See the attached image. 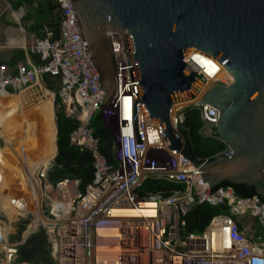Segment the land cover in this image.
<instances>
[{"label": "built area", "instance_id": "obj_1", "mask_svg": "<svg viewBox=\"0 0 264 264\" xmlns=\"http://www.w3.org/2000/svg\"><path fill=\"white\" fill-rule=\"evenodd\" d=\"M52 1L61 15L59 37L53 39L48 33L31 46L40 64L28 59L13 72L0 67V94H19L39 84L45 73L60 77L67 116L80 119L71 142L91 152L97 177L83 190L78 179L68 177L51 184L47 179L50 161L32 172L29 161L34 159L21 144L23 191L18 209L23 216L18 215L25 218L29 231L21 239L44 230L56 264H264V242L253 241L242 230L247 219L258 220L264 227V197H240L230 186H210L192 161L168 146L158 120L140 103L128 32L124 37L134 80L118 34L109 32L114 92L108 96L74 22L70 0ZM181 106V102H172L170 108L175 131L182 133L185 110L195 107L200 110L204 131L213 135L218 108L204 103L179 110ZM97 111L113 134L116 165L101 154L90 127ZM31 154L40 155L36 149ZM149 178L179 187L168 194H141L138 189ZM204 203L226 205L228 213L214 215L202 232H186V214L194 205ZM23 240H6L2 252L5 264L16 261L17 246Z\"/></svg>", "mask_w": 264, "mask_h": 264}, {"label": "water", "instance_id": "obj_2", "mask_svg": "<svg viewBox=\"0 0 264 264\" xmlns=\"http://www.w3.org/2000/svg\"><path fill=\"white\" fill-rule=\"evenodd\" d=\"M70 6L108 96L114 92L109 32L118 34L134 80L128 32L140 103L158 120L168 146L192 161L210 186L246 184L264 197V0H70ZM41 87L43 77L19 95L33 92L36 102ZM172 102L182 103L179 110L204 103L218 108L214 132L231 153L196 158L171 126ZM56 154L57 146L53 160Z\"/></svg>", "mask_w": 264, "mask_h": 264}, {"label": "trees", "instance_id": "obj_3", "mask_svg": "<svg viewBox=\"0 0 264 264\" xmlns=\"http://www.w3.org/2000/svg\"><path fill=\"white\" fill-rule=\"evenodd\" d=\"M37 6L32 14L28 17H35V23L30 30L37 38H43L48 35L44 26L48 28L53 39L59 37V23L61 15L56 4L52 0H36ZM31 55L34 64H40L39 56ZM26 53L22 49H17L9 61L10 64L16 65L19 61H25ZM43 81L47 89L55 93V121L57 125V154L53 164L47 172V179L51 184H56L63 178L78 179L81 190L96 181L97 172L94 166V160L91 152L81 147L78 143L71 142V133L77 128L80 119L67 116V109L62 103L60 95L61 78L52 76L49 73L43 75ZM184 123L182 133L187 139L191 151L196 158L201 160L211 159L215 155L227 150L226 144L217 138L213 129V135L205 134L203 121L200 110L195 107L187 108L184 113ZM90 127L94 135L99 140V150L107 162L112 165L117 164L115 156V140L111 130L103 121L101 111H97L91 119ZM48 163V162H47ZM219 185L230 186L236 195L240 197H252L257 195L261 197L255 187L246 184H232L229 181H223ZM179 185L161 179L149 178L145 180L138 191L141 194L161 192L168 194L171 190L178 188ZM20 210V209H19ZM20 212H22L20 210ZM19 212V213H20ZM220 213H228V206L213 204L194 205L185 216V230L188 233L202 232L211 218ZM27 221H23L15 235L10 237V241L20 239L21 232L25 229ZM256 231L252 237L253 241L264 242V227L256 220ZM18 256L13 264H56L52 254L50 244L43 230H38L30 234L27 239L17 246Z\"/></svg>", "mask_w": 264, "mask_h": 264}, {"label": "rangeland", "instance_id": "obj_4", "mask_svg": "<svg viewBox=\"0 0 264 264\" xmlns=\"http://www.w3.org/2000/svg\"><path fill=\"white\" fill-rule=\"evenodd\" d=\"M49 91V90H47ZM51 91V90H50ZM54 93L53 91H51ZM20 94V93H19ZM55 94V93H54ZM18 95V94H17ZM6 98L10 99V108L2 109L0 108V264H5L2 258V252L4 249V245L6 243V240H10V237L12 235H15L18 231L19 225L25 220V218H21L18 214L21 215L20 210L17 207V203H21L20 199L18 200L16 198V188L14 180L10 175L11 172H13L14 168L12 164L9 163L8 157L6 156V151L10 152V146L8 142V138H11V140L20 137V131L24 130V132H28V137L30 138V141L27 139V143L24 145L26 146V149L30 150V144L34 143V137H40L41 140L44 141V144L47 149L51 147V138L49 137V129L46 126L45 118L43 117L46 115L42 106L38 107L37 109L33 108L32 110H29L27 113H21L18 111V109L15 108L17 105L16 102H14V98H17V96L13 95H7V94H0V98ZM18 99V98H17ZM55 102V97H53ZM31 101H34L33 98ZM35 106V103L29 104L28 107ZM52 106H53V113H55V104L51 105V113H52ZM9 107V105H8ZM26 108V107H25ZM78 108V114H80L79 106ZM14 109V110H13ZM41 111V112H40ZM20 112V114H19ZM43 112V113H42ZM55 117V115H54ZM56 119V118H55ZM47 128V129H46ZM112 129V128H111ZM39 133L38 135H36ZM43 134L44 136H41ZM205 134H207L205 132ZM208 135V134H207ZM25 137V136H23ZM23 140V138H22ZM14 141V140H13ZM35 144H38L35 142ZM7 149V150H6ZM6 150V151H5ZM11 160L12 158H16V161H18V172L20 174V170L22 167L21 161L19 160V156L15 153H11ZM19 155H20V149H19ZM30 158H36L37 156L35 154H30ZM53 159L50 160V167L53 164ZM45 162L41 163L38 162L36 164L42 165ZM47 163V162H46ZM3 167V171H2ZM7 170V171H6ZM15 174V173H14ZM20 175H18V179L20 180ZM10 178V179H9ZM14 184V185H13ZM21 185V181H20ZM23 191V190H22ZM23 198V195H22ZM24 199V198H23ZM28 199V197H27ZM19 208L20 205L18 204ZM22 209V206H21ZM23 209L25 212H27L26 208L23 205ZM20 212V213H19ZM23 216V215H21ZM26 219L28 217L26 216ZM256 221H253L251 219L245 220L243 222L242 230L246 235H248L250 238H252V235L255 233ZM260 224V223H259ZM261 225V224H260ZM29 232L27 229V225L25 226V229L21 232V238L23 237L24 233ZM16 242V241H14ZM12 243V242H10Z\"/></svg>", "mask_w": 264, "mask_h": 264}, {"label": "crops", "instance_id": "obj_5", "mask_svg": "<svg viewBox=\"0 0 264 264\" xmlns=\"http://www.w3.org/2000/svg\"><path fill=\"white\" fill-rule=\"evenodd\" d=\"M37 6L36 0H0V67L8 72H13L19 64H24L29 59L31 62V55L29 54L31 46L38 40L37 37L34 36V33L30 30L31 26L35 23V17L29 18L28 16L32 14ZM44 29L50 33L48 28L44 26ZM51 34V33H50ZM17 49H22L26 53L25 61H19L16 65L10 64L9 61L13 55V52ZM31 52V51H30ZM32 53V52H31ZM34 54V53H32ZM22 93V92H21ZM32 92H28L26 95L23 94L20 97L14 98V102H16L15 108L18 109L21 113H27L29 110L33 108L37 109L39 106L41 107L44 98H50L45 96H37V101H31ZM9 95V94H7ZM17 95V94H13ZM28 98H30L29 103ZM53 101V98H51ZM51 101V105L52 102ZM35 103V106L28 107L29 104ZM9 105V107H8ZM10 99H6L4 97L0 98V108L6 109L10 108ZM26 107V108H25ZM14 110V109H13ZM19 112V114H20ZM41 112V111H40ZM52 117H53V126L49 127V137L51 138V147L45 146L44 141L41 140L40 137H34V143L30 144V154L32 150H37L40 155H46L48 157L43 158L41 163L49 162L51 158L54 156L56 152V139H57V125L55 123V117L53 113L52 106ZM21 136L14 139L15 143L24 141L26 137L30 141L28 137V132H24V130L20 131ZM37 133L36 135H38ZM25 136V137H23ZM41 136H44L41 134ZM23 138V140H22ZM38 141V144L35 142ZM9 142V140H8ZM27 143V142H26ZM13 143H9L11 146ZM38 163V162H36ZM34 163L33 166L36 164ZM17 203V207L19 208ZM19 210V209H16ZM254 236V234H253Z\"/></svg>", "mask_w": 264, "mask_h": 264}, {"label": "bare ground", "instance_id": "obj_6", "mask_svg": "<svg viewBox=\"0 0 264 264\" xmlns=\"http://www.w3.org/2000/svg\"><path fill=\"white\" fill-rule=\"evenodd\" d=\"M41 94H40V96H45V97H50V98H44L43 99V103H42V108H43V110H44V112H45V116L43 117V119L45 118V121H46V126H47V128H49V127H51V126H53V117H52V113H51V101H52V99L51 98H53V94H52V92H50V91H47V89L46 88H43V87H41ZM22 93H24V91L22 92ZM22 93H20V94H22ZM37 93H38V91H37ZM10 95V94H9ZM31 95H35L33 92H32V94ZM37 95H39V94H37ZM11 96H13V95H11ZM15 96H19L20 97V95L18 94V95H15ZM29 100H30V98H28V102H26L25 104L27 105L28 103H29ZM53 102V101H52ZM43 113V112H42ZM46 128V129H47ZM9 139V143H13L11 146H10V152L13 154V153H15V154H17V156H20L19 155V149H20V146H21V144L22 145H24L26 142H27V139H25L24 141H21L20 140V142H18V143H15V141H13V140H11V138H8ZM26 145V144H25ZM7 150V149H6ZM5 150V151H6ZM10 152L9 151H6V156L8 157L7 159L9 160V163L10 164H12V166H13V168H14V170H13V172H11L10 173V175H11V177L14 179L15 178V180H14V183H15V188H16V198L19 200L20 199V195H21V192H22V187H21V185H20V180L18 179V175H20L19 174V172H18V161H16V158H12V160H11V156L12 155H10ZM30 153V152H29ZM49 156V155H48ZM48 156H46V155H44V156H41V155H39L36 159H34V160H30L29 161V163H30V169H31V171L33 172L34 170H35V168H37V167H39V166H41V165H39L38 166V164H35L34 166H33V164L34 163H36V162H40L41 160H43V158H45V157H48ZM49 163V162H48ZM2 171H3V167H2ZM7 171V170H6ZM15 173V174H14ZM10 179V178H9ZM14 185V184H13ZM23 198H24V195H23ZM23 198H22V196H21V199L23 200ZM21 201V200H20Z\"/></svg>", "mask_w": 264, "mask_h": 264}, {"label": "clouds", "instance_id": "obj_7", "mask_svg": "<svg viewBox=\"0 0 264 264\" xmlns=\"http://www.w3.org/2000/svg\"><path fill=\"white\" fill-rule=\"evenodd\" d=\"M54 157V156H53ZM53 157L51 158V159H53ZM37 158V157H36ZM33 159H35V158H33ZM26 225H27V223H26ZM41 230V229H40ZM44 231V230H43ZM45 232V231H44ZM32 234V233H31ZM30 235V234H29ZM29 235H27L26 237H25V239L23 240V239H21V237H20V239H18L17 241H21V240H23L21 243H23L26 239H27V237L29 236ZM10 241V240H9ZM14 241H16V240H14ZM10 242H12V241H10ZM20 243V244H21ZM19 245V244H18ZM23 263H25V262H23ZM21 264V263H20ZM25 264H27V263H25Z\"/></svg>", "mask_w": 264, "mask_h": 264}]
</instances>
